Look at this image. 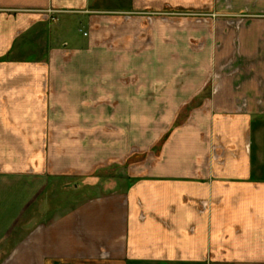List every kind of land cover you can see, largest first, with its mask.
<instances>
[{
    "label": "crops",
    "instance_id": "obj_1",
    "mask_svg": "<svg viewBox=\"0 0 264 264\" xmlns=\"http://www.w3.org/2000/svg\"><path fill=\"white\" fill-rule=\"evenodd\" d=\"M0 264H264V0H0Z\"/></svg>",
    "mask_w": 264,
    "mask_h": 264
},
{
    "label": "rangeland",
    "instance_id": "obj_2",
    "mask_svg": "<svg viewBox=\"0 0 264 264\" xmlns=\"http://www.w3.org/2000/svg\"><path fill=\"white\" fill-rule=\"evenodd\" d=\"M52 16H54V15H52ZM202 16H204V15H202ZM202 16L200 15V17H202ZM196 17H199V16H196ZM204 17L207 20L210 18V16H204ZM240 20L241 19H239V22H240ZM203 22H206V21H203ZM158 148H159V146L155 147L154 151L157 152ZM152 151H153V149H151L149 151L148 150L134 149V150H132V160L125 161L122 163H108L106 165H103L96 171L95 178H96V180L98 179V182H100V185H102V183L106 184L109 181L121 178V176H123L124 172H127L128 170L133 168L135 165H137L136 163L144 161L147 154L152 152ZM84 181L85 180H83V183H84ZM91 182H94V181L91 180ZM103 191H104V189H102L101 193H103ZM84 192H85V194H87L86 189H84ZM97 193H98V190L97 191L94 190V192H92L91 196L92 195L94 196ZM91 196L89 195L88 197H91Z\"/></svg>",
    "mask_w": 264,
    "mask_h": 264
},
{
    "label": "built area",
    "instance_id": "obj_3",
    "mask_svg": "<svg viewBox=\"0 0 264 264\" xmlns=\"http://www.w3.org/2000/svg\"><path fill=\"white\" fill-rule=\"evenodd\" d=\"M53 15V13L52 12H50V13H48V20L50 21V22H53V23H55L56 21H57V17H55V16H52ZM163 18H166V17H163ZM212 18H215V16H212ZM167 19V18H166ZM165 20V19H164ZM196 22H198V23H201V22H203V21H207V19H205V17L204 16H202V17H196V20H195Z\"/></svg>",
    "mask_w": 264,
    "mask_h": 264
}]
</instances>
